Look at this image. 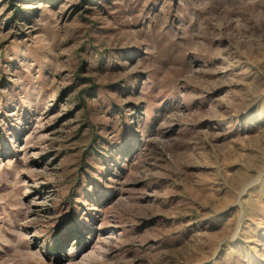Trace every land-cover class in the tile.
<instances>
[{
	"label": "rangeland",
	"instance_id": "374dc122",
	"mask_svg": "<svg viewBox=\"0 0 264 264\" xmlns=\"http://www.w3.org/2000/svg\"><path fill=\"white\" fill-rule=\"evenodd\" d=\"M0 264H264V0H0Z\"/></svg>",
	"mask_w": 264,
	"mask_h": 264
}]
</instances>
